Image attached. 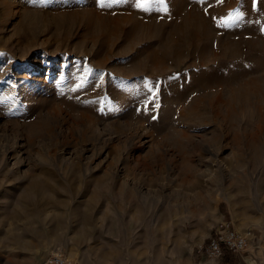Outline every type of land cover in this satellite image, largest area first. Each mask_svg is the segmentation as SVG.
<instances>
[{
	"label": "rangeland",
	"instance_id": "1",
	"mask_svg": "<svg viewBox=\"0 0 264 264\" xmlns=\"http://www.w3.org/2000/svg\"><path fill=\"white\" fill-rule=\"evenodd\" d=\"M222 219L264 264V0H0V264H211Z\"/></svg>",
	"mask_w": 264,
	"mask_h": 264
},
{
	"label": "built area",
	"instance_id": "2",
	"mask_svg": "<svg viewBox=\"0 0 264 264\" xmlns=\"http://www.w3.org/2000/svg\"><path fill=\"white\" fill-rule=\"evenodd\" d=\"M247 235L238 231L232 220L218 221L206 243L197 247L196 253L211 264H218L227 254L239 257L249 250ZM37 264H79L76 259L62 249L51 250Z\"/></svg>",
	"mask_w": 264,
	"mask_h": 264
},
{
	"label": "trees",
	"instance_id": "3",
	"mask_svg": "<svg viewBox=\"0 0 264 264\" xmlns=\"http://www.w3.org/2000/svg\"><path fill=\"white\" fill-rule=\"evenodd\" d=\"M229 261V260H228Z\"/></svg>",
	"mask_w": 264,
	"mask_h": 264
}]
</instances>
